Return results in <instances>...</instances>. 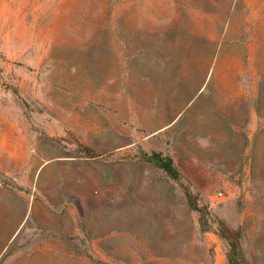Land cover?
<instances>
[{
    "label": "rangeland",
    "instance_id": "rangeland-1",
    "mask_svg": "<svg viewBox=\"0 0 264 264\" xmlns=\"http://www.w3.org/2000/svg\"><path fill=\"white\" fill-rule=\"evenodd\" d=\"M0 264H264V0H0Z\"/></svg>",
    "mask_w": 264,
    "mask_h": 264
},
{
    "label": "crops",
    "instance_id": "crops-1",
    "mask_svg": "<svg viewBox=\"0 0 264 264\" xmlns=\"http://www.w3.org/2000/svg\"><path fill=\"white\" fill-rule=\"evenodd\" d=\"M193 102L195 101L193 100L190 104H192ZM177 117H178V114L168 117L167 119H164L162 112L159 110V108L157 106L152 105L149 109L146 110V114L144 116L139 115L136 118L135 117L132 118L131 120L132 123H135L138 127H140L141 129H144L145 135H143L139 141L140 146H141L140 150L147 152V153H150L151 151L163 152V151L157 150L158 136H160V134L165 129L172 126V124L175 122ZM149 148L154 149V150H149ZM165 154H168V153H165ZM173 160L180 171V167L178 163L175 161V159Z\"/></svg>",
    "mask_w": 264,
    "mask_h": 264
},
{
    "label": "trees",
    "instance_id": "trees-1",
    "mask_svg": "<svg viewBox=\"0 0 264 264\" xmlns=\"http://www.w3.org/2000/svg\"><path fill=\"white\" fill-rule=\"evenodd\" d=\"M139 152L138 158L154 163L174 180H178L180 178V171L170 155L157 151L147 153L140 150Z\"/></svg>",
    "mask_w": 264,
    "mask_h": 264
}]
</instances>
